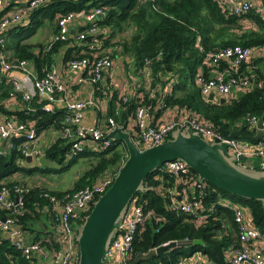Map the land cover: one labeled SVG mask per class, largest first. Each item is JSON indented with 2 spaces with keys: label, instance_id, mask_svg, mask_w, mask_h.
Here are the masks:
<instances>
[{
  "label": "trees",
  "instance_id": "16d2710c",
  "mask_svg": "<svg viewBox=\"0 0 264 264\" xmlns=\"http://www.w3.org/2000/svg\"><path fill=\"white\" fill-rule=\"evenodd\" d=\"M18 5L17 0H5L0 18ZM262 5L263 9L235 16L227 14L217 0H58L33 10L24 23L8 29L5 50L7 53L12 51L8 54L11 60L29 61L38 77L47 73L58 55L67 63L76 58H91L94 51L73 33L68 40H54L58 31V17L69 12L102 8L104 15L94 23L85 22L81 31L88 30L93 24L99 27V36H106L103 40L104 47L114 58L129 57L134 66L133 76L141 78V81L146 79L141 70L147 66V60L151 62V83L148 90L142 88L143 97H130L127 101L122 97L117 102L110 100L108 113L118 124L128 127L134 121L136 110L140 106L149 107L153 114H160L162 106H180L196 112L217 129L223 128L230 132L245 127L253 133L242 120L247 116L264 118V78L263 82L257 80L251 91L222 102L221 98L210 100L203 97L196 83V75L201 68L209 75L208 69L211 66L206 60L208 52L233 45L264 46V0ZM45 20H50L55 26L53 40L48 45L27 42ZM244 21L251 22L254 27L246 28ZM12 90L13 84L0 77V107L9 118L33 123L37 133L51 126L62 131L66 125L65 109L46 112L42 109L43 102L37 98L31 102L25 101L21 93L15 99L23 104L19 109L14 111L4 108L2 103L10 98ZM114 95L117 98V92ZM170 138H173V134L168 139ZM24 142L23 135H14L13 146L5 155L0 154V187H13L19 183L30 185L18 181L14 175L19 172L32 175L37 171H45L41 166L24 165L27 157L20 148ZM70 148L69 141L60 137L44 155L63 162ZM127 154L125 144L112 141V145L103 150H84L75 155L66 168L81 157L93 156L100 160L87 173L89 178L79 182L73 190L97 182V175L104 174L107 170L117 172ZM192 172L196 173L194 170ZM31 186V190L25 194L24 210L16 214L23 231L31 218L38 217L44 210L53 213L56 220L50 197L61 198L73 191L50 192ZM143 188L144 193H136L131 204L135 202L143 205L145 211L152 212V216L137 230L131 261L138 253H146L152 247L167 242L201 239L204 244L170 248L164 255H155L141 264H177L181 259L194 260L198 254H201L202 260L207 264H230L227 254L237 242L238 225L233 210L223 204L226 200L248 206L251 209V224L264 233V200L231 194L207 182L203 212L209 215L204 222L196 223L192 215L173 204V197L180 200L182 196L181 185L173 173L157 169L145 178ZM169 189L175 190L174 196ZM193 193L198 194V189L195 188ZM8 213V210H0L1 215ZM83 222L84 218L80 219V223ZM37 241L48 250H58L62 246V241L57 236ZM0 264L41 263L36 257L26 258L22 250L13 246L7 234L0 230Z\"/></svg>",
  "mask_w": 264,
  "mask_h": 264
},
{
  "label": "built area",
  "instance_id": "2783aa9c",
  "mask_svg": "<svg viewBox=\"0 0 264 264\" xmlns=\"http://www.w3.org/2000/svg\"><path fill=\"white\" fill-rule=\"evenodd\" d=\"M54 1L58 0H29L26 4H21L0 18V77L6 78L13 84L10 100H15L18 93H21L23 100L28 102L37 98L44 103L42 109L46 112L58 109L59 103L64 104L67 115L61 137L71 144L70 152L73 156L84 150H103L112 145L113 140L108 139L107 134L114 127L125 125L118 124L113 117H110L105 125L87 124L84 121L85 112L89 106L94 104V101L68 97L67 88L55 64L43 77H38L29 61L11 60L5 50L6 31L24 23L33 10ZM217 1L227 14L235 16H244L252 10L263 9L260 0ZM4 6L5 0H0V11ZM100 15H104L102 8L60 15L54 40H68L72 32L71 26L76 20L83 19L85 22L94 23ZM244 26L254 27L251 22L247 21H244ZM100 34L101 29L95 24L88 30L78 32L76 38L93 50L94 56L72 59L67 63L68 68L83 72L80 81H90L93 85L101 83L115 63L112 53L104 47L105 34L103 38L99 36ZM261 54H264V46L233 45L208 52L206 60L210 68L215 69L214 75H207L203 68L196 75V83L203 97L209 99L211 94H215V99L225 97L227 100L251 91L256 84L251 74L245 71L246 65L255 55ZM150 64L151 62L147 60V66L141 70L149 84L151 83ZM219 66H221L220 69ZM16 71H20L29 81L28 88L21 79L13 76ZM148 110L147 106L138 107L134 121L127 127L134 142L141 150L160 144L168 140L175 131L185 130L187 127L192 128L194 132L209 142L227 141L220 129L215 128L206 119L189 109H186L184 114L175 120H167L158 124L148 122ZM260 120H263L264 125V118L260 119L256 116H247L242 121L246 122L250 129H257ZM14 135L24 136L25 142L20 148L27 158L39 155L35 147L30 149V145L35 144L39 139V133L33 123L20 122L11 118L0 122V154L5 155L13 146L12 137ZM4 141L9 142L7 147L3 146ZM227 142L230 153L237 157L245 156L246 160H238V164L245 166L249 160L257 159L260 168H264V138L258 142H251L240 137ZM160 169L173 173L176 181L181 185L182 196L180 200L173 197L174 206L192 215L196 223L204 222L209 215L203 212L204 189L207 182L195 173L196 176L191 167L182 160L168 161ZM118 171L107 170L97 182L66 193L61 198L50 197L53 203L52 210L55 212L62 234L60 237L62 246L58 250L49 251L41 245V242H26L24 239L23 229L19 226L16 214L24 210L25 194L31 190V185L19 183L13 187L6 185L0 187V210L9 211L7 215L0 214V230L7 234L13 246L22 250L26 258L36 257L42 264H78L80 257L78 236L82 224L80 219L85 220L89 213L85 217L84 215L91 211L99 196L112 186ZM195 188L198 189V194L193 193ZM169 192L174 196V189H169ZM223 204L233 210L235 222L238 225L237 242L231 246L227 254L230 264H264V233L247 220L251 209L246 205L228 200ZM57 208H60V212L56 211ZM151 216L152 212L145 211L143 205L133 202L104 254L103 264H129L137 230ZM197 256L194 260L181 259L177 264H207L202 260L201 254ZM46 257L50 260H43Z\"/></svg>",
  "mask_w": 264,
  "mask_h": 264
},
{
  "label": "water",
  "instance_id": "95a60500",
  "mask_svg": "<svg viewBox=\"0 0 264 264\" xmlns=\"http://www.w3.org/2000/svg\"><path fill=\"white\" fill-rule=\"evenodd\" d=\"M215 98V94L209 97L210 100ZM221 101L225 102L226 98H221ZM220 130L227 141L242 137L258 142L264 138L263 120H260L256 134L247 131L245 127L230 132L223 128ZM107 138L125 144L128 154L114 183L99 196L79 228L78 264H103L104 254L135 194L144 193L145 178L168 161H184L202 180L221 190L245 198L264 200V170L251 173L244 169L245 166L237 161L246 160L245 156L237 157L230 153L227 141L209 142L190 127L179 129L173 133V138L144 150L137 146L126 126L114 127ZM34 147L35 144L30 145V149ZM31 160L32 156H29L27 162ZM195 244L204 242L201 239L167 242L152 247L146 253H138L129 264H141L155 255H164L170 248Z\"/></svg>",
  "mask_w": 264,
  "mask_h": 264
},
{
  "label": "crops",
  "instance_id": "0c3cea01",
  "mask_svg": "<svg viewBox=\"0 0 264 264\" xmlns=\"http://www.w3.org/2000/svg\"><path fill=\"white\" fill-rule=\"evenodd\" d=\"M15 0H10V2H14ZM19 5L26 4L29 0H17ZM259 1V0H257ZM262 2V0H260ZM85 24V20L78 19L76 20L71 28L73 34L77 35L78 32L81 31V27ZM55 27V26H54ZM51 29L52 36L49 40L51 42L54 36L55 28ZM242 31V30H240ZM41 44V43H39ZM12 51H8V54H11ZM57 66L58 72L65 83L67 88L66 95L72 99L78 100H93L94 104L89 106L85 112L84 121L87 124L91 125H105L109 119V107L110 100L117 102L120 98L129 99L130 97L139 98L143 97L142 88L149 89L150 84L146 79L141 81V78H137L134 75V66L129 57H120L115 58L114 67L110 70L104 80L100 85H93L90 81H80V78L83 76V72L81 70H72L67 67V62L63 61L62 56L58 55L57 60L55 62ZM246 70L251 74L254 83L257 80H261L263 82L264 75V54L255 55L251 62L246 65ZM215 69H208L209 76L214 75ZM13 76L21 79V81L25 84V86L29 87V81L25 79V76L20 71H16L13 73ZM142 84H144L142 86ZM256 84V83H255ZM115 92H117V98L115 97ZM3 106L9 110H17L23 104L19 100H4ZM58 109H64V104L59 103ZM162 112L151 113V110H148L147 119L151 124L162 123L167 120L177 119L184 114L186 109L181 108L180 106H162ZM9 118L5 112L2 111L0 107V122ZM253 134H256L257 129L251 128ZM252 133V132H251ZM61 137V129L56 128L55 126H51L47 129H44L39 133V139L35 142V148L39 151V155L32 158L31 162H26L24 165L28 167L40 166L35 162L37 158L45 157L44 153L46 150L54 144ZM9 142L3 143V145H7ZM74 158L71 154L70 150L67 152L65 160L61 163L62 167H52L48 168V171H72V184L66 188H59V182L51 177H43L41 180H37L36 176L33 175H25L23 173H17L14 175V178L23 183H29L30 185L40 187L42 189L48 190L50 192H67L69 190H73L79 182H83L87 180L89 177L87 173H89L98 163V158L96 157H81L78 158L71 167L66 168L69 162ZM67 164V165H66ZM245 166L251 169L264 170V168H260L259 161L257 159L249 160ZM103 174L97 175V179H100ZM61 177V176H60ZM56 211L60 212V208H57ZM35 216V214H32ZM247 220L250 222L251 220V212ZM24 239L26 242H33L37 240H49L52 236L60 237L62 236L60 225L57 220L54 219L53 213H49V211H42L40 215L36 218H31L30 222L27 223L26 229L23 231ZM50 251V250H49ZM45 261H49L50 258L46 257L43 259ZM40 262V261H39ZM41 263V262H40ZM42 264V263H41Z\"/></svg>",
  "mask_w": 264,
  "mask_h": 264
},
{
  "label": "rangeland",
  "instance_id": "374dc122",
  "mask_svg": "<svg viewBox=\"0 0 264 264\" xmlns=\"http://www.w3.org/2000/svg\"><path fill=\"white\" fill-rule=\"evenodd\" d=\"M249 26V25H248ZM53 23L50 22V20H45V22L43 23V25L38 29L37 33L35 35H33L31 38H29L27 40V42L29 43H33V44H45L48 45L50 42V38L52 36V32L51 29L53 28ZM246 28H251V27H246ZM100 159L98 158V161ZM36 163H38L41 167H43L45 169V171H37L34 172L32 175L37 177V180H41L43 177H51L53 179H55L56 181L59 182V188H66L69 187L72 184V176L73 173L72 171H66V170H62V171H54V172H50L48 171V168L50 166L52 167H57V168H61L63 163L57 161V160H53V159H49L47 157H40L37 158L35 160ZM67 165V164H66ZM244 169H246L247 171H251V173H256L262 170H258V169H251V168H246L244 167ZM61 176V177H60ZM70 193V192H68Z\"/></svg>",
  "mask_w": 264,
  "mask_h": 264
}]
</instances>
